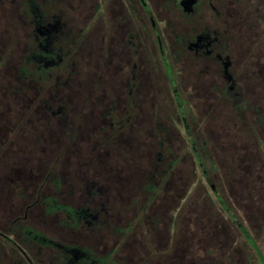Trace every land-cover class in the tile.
<instances>
[{
  "label": "flooded vegetation",
  "instance_id": "af4514ba",
  "mask_svg": "<svg viewBox=\"0 0 264 264\" xmlns=\"http://www.w3.org/2000/svg\"><path fill=\"white\" fill-rule=\"evenodd\" d=\"M200 103L262 149L264 0H0V264H264V186L201 160L215 213L181 234L171 146L216 124Z\"/></svg>",
  "mask_w": 264,
  "mask_h": 264
},
{
  "label": "rangeland",
  "instance_id": "374dc122",
  "mask_svg": "<svg viewBox=\"0 0 264 264\" xmlns=\"http://www.w3.org/2000/svg\"><path fill=\"white\" fill-rule=\"evenodd\" d=\"M244 50H241V54L237 57L244 58L243 54ZM184 60V59H182ZM240 61V60H239ZM203 77L198 78L196 81H187L190 86H197V88H202V85H207L206 89L210 88L212 84V78H207L203 80V84H201V80ZM187 88V86L185 85ZM158 96L151 97L154 102L160 103V105H164V110L174 111L173 105L170 103L169 97L165 95L162 91L161 93H157ZM206 94H200L199 96H194L195 100L203 99L201 96H205ZM209 98L212 99V102L209 104L210 107L213 104L224 105L220 97L218 95H211ZM147 106H149L152 110H154V103L148 102ZM171 104L170 107L167 105ZM198 104V103H197ZM226 106V105H224ZM208 107L205 104L200 103L198 106V113L193 114L190 119L193 121V118H196L201 121H211L212 117L215 120L213 126L206 128L205 130L201 128H197L196 131H191L189 128H185L182 125L180 128L182 132H187V142L182 139V137H177L172 142H174L171 146L174 156L179 157V163L177 169L172 175L171 179L166 183L168 186H176L181 189V202L182 203V214L179 220L180 227L182 228L181 234L188 236L192 234L195 228H199L198 225L202 223L203 220L208 219V214L211 217L215 213V210L212 209L213 206L210 204L205 205L203 202H209L210 199L207 197V176L208 173L202 174L199 170L201 160L204 162L205 167L209 170H217L215 166L219 168V170L224 174V177H218L217 181L222 180V184L226 183L227 186L231 187H239L244 185H259L264 186V139H260L261 150L259 149V145H257V141L249 136L250 130L241 129V125L238 124V127L234 126L233 123L229 120L228 116L233 117L235 112L232 110H228V108H221L217 113L215 111L208 110ZM207 108V109H206ZM206 109V110H205ZM146 110V109H145ZM168 112H166L167 114ZM174 113V112H173ZM149 119L147 123H153L155 118V113H148ZM252 118H255V114L251 115ZM235 121V120H234ZM213 122V120H212ZM202 133V137L207 141L208 146L203 147L204 144H200L198 141V137H200ZM260 134V133H259ZM257 133V138L259 139L260 135ZM261 136L264 137V131H262ZM150 139L152 138L149 135ZM27 146L23 145V150L26 151L29 149L28 142H25ZM149 153L153 154L156 151V146L148 145ZM142 146H135L134 155H137L139 158V150ZM125 153H130L131 148L125 147ZM54 152V151H53ZM208 153L209 156L201 155V153ZM50 153V152H48ZM55 153V152H54ZM195 154V158H194ZM142 160V157H141ZM214 160V164L212 162ZM203 169H204V165ZM205 168V169H206ZM202 169V170H203ZM254 175H260V177H254ZM137 184L139 183L136 181ZM219 183V182H218ZM179 200V199H178ZM205 207V209H203ZM168 227H166V232H168ZM198 233V232H197ZM185 240V238H183ZM186 243V240L184 241Z\"/></svg>",
  "mask_w": 264,
  "mask_h": 264
}]
</instances>
